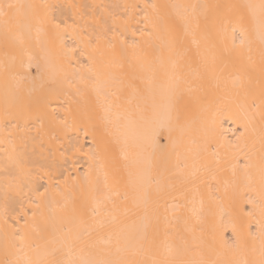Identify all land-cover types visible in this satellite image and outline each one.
I'll list each match as a JSON object with an SVG mask.
<instances>
[{"label": "bare ground", "instance_id": "obj_1", "mask_svg": "<svg viewBox=\"0 0 264 264\" xmlns=\"http://www.w3.org/2000/svg\"><path fill=\"white\" fill-rule=\"evenodd\" d=\"M0 13V264H264V0Z\"/></svg>", "mask_w": 264, "mask_h": 264}, {"label": "snow or ice", "instance_id": "obj_2", "mask_svg": "<svg viewBox=\"0 0 264 264\" xmlns=\"http://www.w3.org/2000/svg\"><path fill=\"white\" fill-rule=\"evenodd\" d=\"M8 7H9V8H17V7H19V6H16V5H8ZM151 7H152L153 9H156V5H155V4H152ZM2 14H4V13H0V15H2ZM53 27H54V29L56 30V31L54 32V35L57 36V37H59L60 34H61V32L67 30V27H68V26H64V27L62 28V27H61V23H54ZM240 44H241V46H243V44H244V40H243V39H241ZM86 178H87V174H86ZM33 215H35V214H33Z\"/></svg>", "mask_w": 264, "mask_h": 264}]
</instances>
